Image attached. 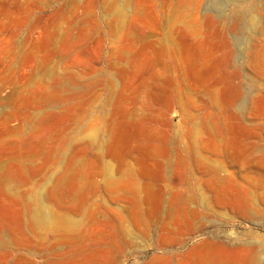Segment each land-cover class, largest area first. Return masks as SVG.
I'll use <instances>...</instances> for the list:
<instances>
[{"label": "rangeland", "instance_id": "rangeland-1", "mask_svg": "<svg viewBox=\"0 0 264 264\" xmlns=\"http://www.w3.org/2000/svg\"><path fill=\"white\" fill-rule=\"evenodd\" d=\"M0 264H264V0H0Z\"/></svg>", "mask_w": 264, "mask_h": 264}]
</instances>
